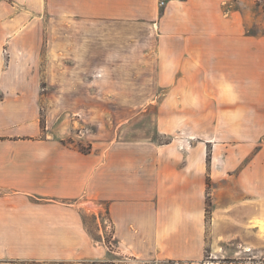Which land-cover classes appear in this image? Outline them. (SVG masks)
<instances>
[{"label": "crops", "instance_id": "1", "mask_svg": "<svg viewBox=\"0 0 264 264\" xmlns=\"http://www.w3.org/2000/svg\"><path fill=\"white\" fill-rule=\"evenodd\" d=\"M235 2L0 0V260L105 261L107 244L93 243L83 219L96 208L116 254L138 264H264V112L252 110L250 96L221 116L204 112V98L186 97L187 111L159 114L185 121L179 137L165 126L141 137L133 117L112 134L106 118L88 135L76 130L79 114L43 109L102 103L63 94L76 86L70 74L102 86L108 71L139 72L141 56L154 54L180 73L177 86H217L227 56L230 86L250 87L244 74L262 47L235 26L221 31L222 11ZM219 118L229 120L224 133ZM205 119L215 120L210 129ZM84 138L90 152L75 146Z\"/></svg>", "mask_w": 264, "mask_h": 264}, {"label": "rangeland", "instance_id": "2", "mask_svg": "<svg viewBox=\"0 0 264 264\" xmlns=\"http://www.w3.org/2000/svg\"><path fill=\"white\" fill-rule=\"evenodd\" d=\"M230 10L232 12L227 15ZM222 12L225 14V22L221 24V31H232V26H235L236 31L245 32L253 38L254 48L262 47L261 49L253 50L251 71L250 73L246 71L244 74L248 79H251L250 87L244 88L241 86L232 88L230 86L232 85L230 84L231 82L228 83L226 79H230L229 74H233L234 72L228 73L226 71L229 65H231L227 62L229 59L227 56H221L220 68L216 77L220 80V84L218 83L217 86H177L179 84L180 73L178 71H171L170 69L173 68L165 65L166 57H158L154 54L141 56L139 72L108 71L102 86L92 84V86L88 87L83 82V79H87L83 71L77 73L72 72L70 74L71 80L68 83H75L76 86L64 89L63 94L101 96L104 98V100H101L102 103L85 105H49L43 103V109L46 111L48 108H54L56 110L59 108L67 116L68 114L72 116L79 114V119L76 121V130L77 132L84 130L88 135L98 134L100 124L101 122L104 123L106 118L108 119V134H112L116 125L128 121L129 118L133 117L134 127L139 129L141 137L149 134L152 135L154 127L157 128L159 126H165L168 130H171L173 136L179 137L180 125L185 121L179 119H159V114L162 112L179 113L181 111H187L186 108L190 109L191 106L185 103L182 104L181 101H184L189 96L195 97L197 95L200 99L204 98V112H219L220 116L223 112L231 111L229 108L232 107L237 111L240 110L245 103L244 95L246 97L250 96L246 101L251 103L253 111L264 112V0H236L233 8L226 6ZM155 44L154 41H150V48L155 47ZM179 63L174 70L179 68ZM195 75V72L191 71L190 77L192 79H196ZM235 75V79L237 80L241 81L244 78L243 72L237 71ZM224 80L229 85L227 83L225 84L223 82ZM192 83H195V81ZM183 85H185V82H183ZM44 86L46 87L45 93L47 91L53 93L54 89L47 88L45 82ZM233 94L239 97L235 104L228 105V103H223L228 102L229 99L227 97ZM207 100L208 102H206ZM45 111H43L44 118L46 115ZM54 119L55 116L52 118V121H55ZM204 122L205 127L210 129L211 124L215 120L205 119ZM216 123L217 125L219 124L221 133H224L228 129L229 120L219 118L216 120ZM173 136H156V139L160 143L169 142ZM220 137L222 139L227 136ZM240 139L242 141L237 139L236 143H242L243 138L241 137ZM89 140V138L74 140L75 146L82 151L89 149L91 151L92 146ZM93 211H96V208L91 211H85L83 213V219L93 243L98 245V243L105 241L107 244L109 249L108 257L105 261L76 260L53 262L0 260V264H138L135 261L128 260L124 256L121 257L116 254L117 247L115 245L116 241L113 235V228L110 222L106 221V214L98 215ZM123 259L125 262H123Z\"/></svg>", "mask_w": 264, "mask_h": 264}, {"label": "trees", "instance_id": "3", "mask_svg": "<svg viewBox=\"0 0 264 264\" xmlns=\"http://www.w3.org/2000/svg\"><path fill=\"white\" fill-rule=\"evenodd\" d=\"M83 152H90V149L87 151H83ZM210 159V157H209ZM210 188H211V182L210 180H208V197H207V220L210 221L211 220V207H212V203H211V196H210Z\"/></svg>", "mask_w": 264, "mask_h": 264}, {"label": "built area", "instance_id": "4", "mask_svg": "<svg viewBox=\"0 0 264 264\" xmlns=\"http://www.w3.org/2000/svg\"><path fill=\"white\" fill-rule=\"evenodd\" d=\"M165 1H166V0H160V5H161V6H164V5H165Z\"/></svg>", "mask_w": 264, "mask_h": 264}]
</instances>
